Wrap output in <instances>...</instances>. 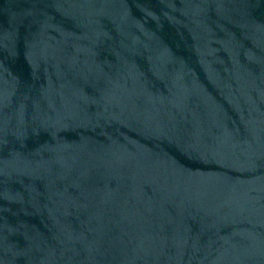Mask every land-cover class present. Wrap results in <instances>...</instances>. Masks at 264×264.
Masks as SVG:
<instances>
[{"label":"water","instance_id":"obj_1","mask_svg":"<svg viewBox=\"0 0 264 264\" xmlns=\"http://www.w3.org/2000/svg\"><path fill=\"white\" fill-rule=\"evenodd\" d=\"M0 264H264V0H0Z\"/></svg>","mask_w":264,"mask_h":264}]
</instances>
